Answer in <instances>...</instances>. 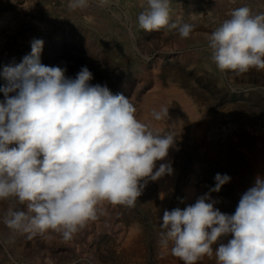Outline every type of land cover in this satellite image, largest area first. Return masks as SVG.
<instances>
[{
	"label": "rangeland",
	"instance_id": "1",
	"mask_svg": "<svg viewBox=\"0 0 264 264\" xmlns=\"http://www.w3.org/2000/svg\"><path fill=\"white\" fill-rule=\"evenodd\" d=\"M141 3L109 0L99 6V0H89L86 8L73 10L69 0H0V73L30 54L34 38L42 39V64L65 68L71 78L86 66L93 74L90 83L106 84L113 95L130 98L140 119L148 111L147 97L158 90L166 93L173 85L192 95L199 112L193 121L176 98L160 104L169 114L183 117L180 128L167 118L155 127L162 133L169 125L175 129L169 149L173 174L149 180L134 207L105 202V214L89 221L71 240L52 231H12L3 223V213L10 206H24L0 201V264H182L171 254V245L158 243L164 210L195 203L215 186L214 177L220 173L231 180L211 192V198L222 213L234 214L256 177L264 178V70L241 76L219 71L206 39L235 8L247 5L254 14L264 12V0H171L172 21L193 25L186 39L167 28L140 29ZM5 84L0 75V87ZM147 117L144 121L150 120ZM170 178L175 182L164 193ZM132 234L135 238L129 240ZM231 238L222 237L213 248ZM197 264H216L215 255Z\"/></svg>",
	"mask_w": 264,
	"mask_h": 264
},
{
	"label": "clouds",
	"instance_id": "2",
	"mask_svg": "<svg viewBox=\"0 0 264 264\" xmlns=\"http://www.w3.org/2000/svg\"><path fill=\"white\" fill-rule=\"evenodd\" d=\"M109 0H99V6ZM89 0H69L73 10ZM140 29L167 28L189 38L193 25L172 21L171 0H142ZM211 60L221 72L241 76L264 70V12L247 5L233 9L206 37ZM21 62L3 67L0 75V201L14 200L3 223L19 233L61 234L74 238L89 221L105 214L104 203L134 207L149 180L172 175L168 157L176 132L154 126L169 119V108H153L141 120L137 107L106 84H92L85 66L75 78L66 69L40 62L44 41L33 39ZM209 193L183 209L164 210L158 243L183 264L215 255L216 264H264V178L244 192L234 214L222 213L210 193L230 182L217 173ZM183 203V200H181ZM231 234L227 243H219Z\"/></svg>",
	"mask_w": 264,
	"mask_h": 264
},
{
	"label": "bare ground",
	"instance_id": "3",
	"mask_svg": "<svg viewBox=\"0 0 264 264\" xmlns=\"http://www.w3.org/2000/svg\"><path fill=\"white\" fill-rule=\"evenodd\" d=\"M22 8V7H21ZM120 9V8H119ZM5 40V39H4ZM157 96L159 99H162L163 102H160V100L158 99L157 101H155L153 98L154 96ZM174 97L176 98L180 103H182L183 105H185L187 107V110L189 112V114L191 115V117L193 118V121L197 119L198 117V113L195 109V106H193V98L192 95L189 94L186 91H182L180 89V87L178 86H172L169 90H167V92H161V91H156V93L154 95H152L151 97H147L146 101L144 102V105L146 107H148V111L145 112V115H142L141 120H144L145 118H148L147 116L150 115V109L156 108L158 109L160 107V104H168L170 99ZM151 107V108H149ZM169 119L171 122H173L175 124V127H181L183 126V117L175 112H170L169 114ZM202 124V123H201ZM200 125V124H199ZM154 126L156 127V122H154ZM197 125L194 127L196 128ZM200 128V127H198ZM240 129V128H239ZM224 132V131H223ZM226 132V131H225ZM232 132V131H231ZM204 133V132H203ZM202 133V134H203ZM227 136V135H226ZM225 138V137H224ZM228 139V137H227ZM261 139V137H260ZM204 140V139H203ZM261 141V140H260ZM207 148V147H206ZM246 152V151H245ZM260 156V155H259ZM171 155L170 153L168 154V157H166V159L164 161H157V168L159 167L160 163H168L169 159H170ZM244 164V163H243ZM254 166V165H253ZM175 182L174 178H170V180L168 181V183H166V186L164 187V193H168L170 188L172 187L173 183ZM168 191V192H167ZM186 195V194H185ZM190 197H194V193L193 195L190 194ZM136 226V225H135ZM135 228V227H134ZM136 235V233H135ZM135 235H131L129 240H132L135 238ZM175 260V259H174ZM180 262V261H179ZM209 262V261H208ZM166 264V263H165ZM181 264V263H180ZM183 264V262H182Z\"/></svg>",
	"mask_w": 264,
	"mask_h": 264
}]
</instances>
